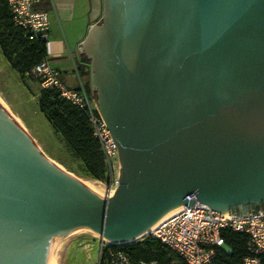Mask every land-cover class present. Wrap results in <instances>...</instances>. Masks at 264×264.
<instances>
[{
    "label": "water",
    "instance_id": "1",
    "mask_svg": "<svg viewBox=\"0 0 264 264\" xmlns=\"http://www.w3.org/2000/svg\"><path fill=\"white\" fill-rule=\"evenodd\" d=\"M103 4L78 53L106 90L118 185L104 196L57 171L0 106V264H52L76 226L137 240L188 194L220 212L264 202V0Z\"/></svg>",
    "mask_w": 264,
    "mask_h": 264
},
{
    "label": "built area",
    "instance_id": "2",
    "mask_svg": "<svg viewBox=\"0 0 264 264\" xmlns=\"http://www.w3.org/2000/svg\"><path fill=\"white\" fill-rule=\"evenodd\" d=\"M40 0H7L12 19L32 36L46 40L49 29L48 14L37 8ZM30 78L39 81L42 87H55L60 94L73 104L88 112V120L93 134L98 138L108 169L109 188L106 195L113 193L118 185L120 162L116 143L100 112L94 105L92 94L83 83L75 88H67L58 79L57 71L45 58L34 65L27 73ZM192 205L183 204L180 210L160 221L147 235L157 238L162 244L177 253L185 264H215L217 249L225 246L222 230L230 229L246 233L249 237L247 251L242 264H259V254L264 252V208L250 210L211 209L200 202L193 194ZM146 236V235H145ZM94 264H156L133 259L122 248V243H113L101 238Z\"/></svg>",
    "mask_w": 264,
    "mask_h": 264
},
{
    "label": "trees",
    "instance_id": "3",
    "mask_svg": "<svg viewBox=\"0 0 264 264\" xmlns=\"http://www.w3.org/2000/svg\"><path fill=\"white\" fill-rule=\"evenodd\" d=\"M0 50L4 59L19 74L26 73L47 58L46 40L32 36L14 23L7 0H0ZM84 77V88L89 91V71L78 67ZM38 107L45 119L60 135L73 156L80 161L86 176L105 181L108 178L103 152L88 120V112L60 94L55 87H41ZM225 246L217 249L215 264H242L248 254L249 237L246 233L230 229L221 232ZM122 248L133 259L156 264H185L182 258L157 238L146 235L139 240L122 243ZM264 264V252L259 255Z\"/></svg>",
    "mask_w": 264,
    "mask_h": 264
},
{
    "label": "rangeland",
    "instance_id": "4",
    "mask_svg": "<svg viewBox=\"0 0 264 264\" xmlns=\"http://www.w3.org/2000/svg\"><path fill=\"white\" fill-rule=\"evenodd\" d=\"M87 70L89 71V93L94 97L89 66ZM58 79L67 88H73L80 83L77 75L71 72L68 76L65 73L59 74ZM80 80L85 81L84 77ZM41 87L39 81L28 75L20 77L4 59L0 50V102L2 105L57 171L76 181L93 183L97 190H101L100 193L106 196L109 188L108 178L102 181L86 176L80 161L73 156L60 135L53 130L43 113L40 112L38 93ZM94 105L100 112L95 102ZM89 231L82 227L75 232L66 233L59 239L54 245L52 264H94L101 238L100 235Z\"/></svg>",
    "mask_w": 264,
    "mask_h": 264
},
{
    "label": "crops",
    "instance_id": "5",
    "mask_svg": "<svg viewBox=\"0 0 264 264\" xmlns=\"http://www.w3.org/2000/svg\"><path fill=\"white\" fill-rule=\"evenodd\" d=\"M102 0H40L37 8L48 14L50 21L46 42L47 59L59 74L69 72L80 79L78 67L87 70V62L80 59L78 44L89 26L97 23L102 12ZM83 83V82H82ZM77 87L74 86L73 88ZM262 201L242 204V209L264 208Z\"/></svg>",
    "mask_w": 264,
    "mask_h": 264
},
{
    "label": "flooded vegetation",
    "instance_id": "6",
    "mask_svg": "<svg viewBox=\"0 0 264 264\" xmlns=\"http://www.w3.org/2000/svg\"><path fill=\"white\" fill-rule=\"evenodd\" d=\"M102 3H103V0H102ZM103 6H104V4H102V12H101V15L99 16V18L97 20V25H99V26L100 25L101 26L104 25V8H103ZM82 56L86 60L88 66L90 67V73L93 74L92 67H91L92 60H93L92 57L89 56L87 54V52H83ZM93 86H94L95 90L98 88V89H101V91H102L101 94H97V92H96V94L94 95L95 98L93 97L94 98V102H95V104L98 107L104 101L102 96L105 95L106 90L104 89V85L102 84V82H98V83H96ZM261 204H262V206H264V202H261ZM226 208L227 209H233V210H242V203L241 202H234V203L229 204Z\"/></svg>",
    "mask_w": 264,
    "mask_h": 264
},
{
    "label": "bare ground",
    "instance_id": "7",
    "mask_svg": "<svg viewBox=\"0 0 264 264\" xmlns=\"http://www.w3.org/2000/svg\"><path fill=\"white\" fill-rule=\"evenodd\" d=\"M0 106L1 107H3L4 109H5V111L8 113V115H10V112L2 105V103L0 102ZM10 117L13 119V117L10 115ZM13 121L15 122V124L18 126V127H20L17 123H16V121L13 119ZM20 129H21V127H20ZM23 131V130H22ZM24 132V131H23ZM27 135V134H26ZM95 182V181H94ZM97 183V182H96ZM86 184H89V185H92V186H94V184L93 183H91V182H88V183H86ZM99 185V184H98ZM102 185V184H101ZM95 188H96V186H94ZM97 189V188H96ZM99 191V190H98ZM101 191V190H100ZM99 191V192H100ZM102 194V193H101ZM180 210V208L179 209H177V210H175V211H173V212H171V213H169V214H167L166 216H164L163 218H161L160 220H158L155 224H153L150 228H148L144 233H146V232H150L152 229H154V227L160 222V221H162L163 219H166L167 217H169V216H171V215H173V214H175V213H177L178 211ZM79 228H82V226H76V227H73V228H71V229H69V230H67L64 234H62L58 239H57V241L59 240V239H61L64 235H66V233H69V232H75L77 229H79ZM90 232V231H89ZM96 234V233H95ZM96 235H99V234H96ZM143 235V234H142ZM101 238V237H100ZM56 241V242H57Z\"/></svg>",
    "mask_w": 264,
    "mask_h": 264
}]
</instances>
